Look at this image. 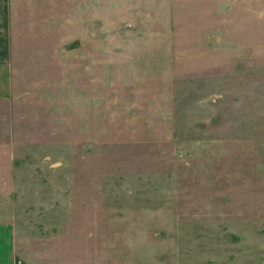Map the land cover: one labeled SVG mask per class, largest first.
Instances as JSON below:
<instances>
[{"label": "rangeland", "instance_id": "374dc122", "mask_svg": "<svg viewBox=\"0 0 264 264\" xmlns=\"http://www.w3.org/2000/svg\"><path fill=\"white\" fill-rule=\"evenodd\" d=\"M62 11L0 101L17 264H264V0Z\"/></svg>", "mask_w": 264, "mask_h": 264}, {"label": "crops", "instance_id": "0c3cea01", "mask_svg": "<svg viewBox=\"0 0 264 264\" xmlns=\"http://www.w3.org/2000/svg\"><path fill=\"white\" fill-rule=\"evenodd\" d=\"M63 1L0 0V101L8 102L10 112L16 99L15 88L19 85L14 70L41 68L45 63L42 60L45 49H41V44H54L49 52L53 61L61 65L63 45L62 40L56 43V39L62 28ZM13 126L10 124L8 132L15 131ZM7 227H0V264H17L11 251L13 243L7 238Z\"/></svg>", "mask_w": 264, "mask_h": 264}]
</instances>
